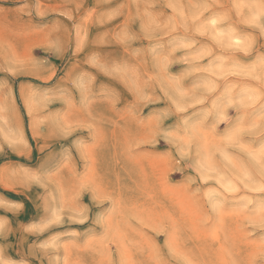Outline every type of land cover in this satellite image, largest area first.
I'll return each instance as SVG.
<instances>
[{"label": "rangeland", "instance_id": "rangeland-1", "mask_svg": "<svg viewBox=\"0 0 264 264\" xmlns=\"http://www.w3.org/2000/svg\"><path fill=\"white\" fill-rule=\"evenodd\" d=\"M0 264H264V0H0Z\"/></svg>", "mask_w": 264, "mask_h": 264}, {"label": "bare ground", "instance_id": "bare-ground-1", "mask_svg": "<svg viewBox=\"0 0 264 264\" xmlns=\"http://www.w3.org/2000/svg\"><path fill=\"white\" fill-rule=\"evenodd\" d=\"M229 184V183H228ZM233 185V184H232Z\"/></svg>", "mask_w": 264, "mask_h": 264}]
</instances>
